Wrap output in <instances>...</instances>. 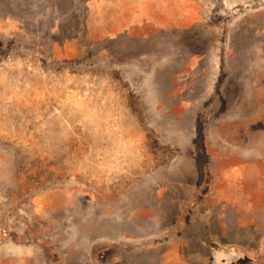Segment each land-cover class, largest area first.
Segmentation results:
<instances>
[{
    "label": "rangeland",
    "instance_id": "obj_1",
    "mask_svg": "<svg viewBox=\"0 0 264 264\" xmlns=\"http://www.w3.org/2000/svg\"><path fill=\"white\" fill-rule=\"evenodd\" d=\"M84 2L0 0V264H264V0Z\"/></svg>",
    "mask_w": 264,
    "mask_h": 264
},
{
    "label": "crops",
    "instance_id": "obj_2",
    "mask_svg": "<svg viewBox=\"0 0 264 264\" xmlns=\"http://www.w3.org/2000/svg\"><path fill=\"white\" fill-rule=\"evenodd\" d=\"M151 1L152 0H85L83 6L85 10L84 23L85 25L94 24L115 28L116 30L111 37L112 54L128 57L127 53L132 50L130 48L131 40L128 33L129 28L135 25L148 26L150 20L147 12L151 9H156L158 11L167 10L166 0H162V2L158 4H153ZM140 11L142 12V18L138 15ZM171 65L172 62L167 59L164 69L166 70ZM165 74H167V72H165ZM159 89L161 91L162 89L166 90L170 88L162 84ZM148 90L150 91L152 89L150 88ZM190 90L192 89L190 88ZM191 105H193V103H191ZM110 239L113 241V236H111Z\"/></svg>",
    "mask_w": 264,
    "mask_h": 264
}]
</instances>
